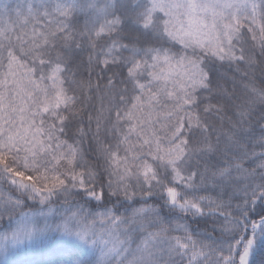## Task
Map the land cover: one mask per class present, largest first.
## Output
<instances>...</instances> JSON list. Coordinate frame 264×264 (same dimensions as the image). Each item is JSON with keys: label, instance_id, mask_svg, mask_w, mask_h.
I'll list each match as a JSON object with an SVG mask.
<instances>
[{"label": "snow or ice", "instance_id": "1", "mask_svg": "<svg viewBox=\"0 0 264 264\" xmlns=\"http://www.w3.org/2000/svg\"><path fill=\"white\" fill-rule=\"evenodd\" d=\"M0 255L264 264V0H0Z\"/></svg>", "mask_w": 264, "mask_h": 264}, {"label": "trees", "instance_id": "2", "mask_svg": "<svg viewBox=\"0 0 264 264\" xmlns=\"http://www.w3.org/2000/svg\"><path fill=\"white\" fill-rule=\"evenodd\" d=\"M30 257H28L29 259ZM9 259H12L11 257ZM15 259H21L19 257H16ZM0 264H4V257L2 255H0Z\"/></svg>", "mask_w": 264, "mask_h": 264}, {"label": "rangeland", "instance_id": "3", "mask_svg": "<svg viewBox=\"0 0 264 264\" xmlns=\"http://www.w3.org/2000/svg\"><path fill=\"white\" fill-rule=\"evenodd\" d=\"M19 258H21V259H28V257H19Z\"/></svg>", "mask_w": 264, "mask_h": 264}]
</instances>
